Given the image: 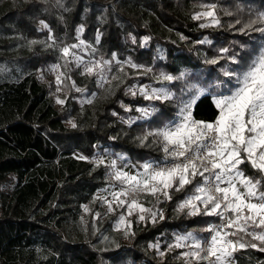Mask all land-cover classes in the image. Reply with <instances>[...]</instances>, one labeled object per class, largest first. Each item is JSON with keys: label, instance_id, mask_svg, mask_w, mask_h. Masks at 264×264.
<instances>
[{"label": "trees", "instance_id": "1", "mask_svg": "<svg viewBox=\"0 0 264 264\" xmlns=\"http://www.w3.org/2000/svg\"><path fill=\"white\" fill-rule=\"evenodd\" d=\"M207 5L216 6L219 26L202 28L204 20L193 19ZM260 12L264 0H0V185L13 183L8 191L0 188V264H186L179 258L183 248L168 250L175 237L195 232L206 238L205 227L220 222L177 210L201 178L184 191L170 189L172 199L161 197L159 203L135 194L164 218L158 215L153 222L144 214L139 220L133 213L127 231L113 230L124 207L116 204L99 222L95 193L116 182L109 165L92 158L124 154L137 169L145 161H161L158 137L140 141L173 119L191 94L182 92L188 85L208 89L193 104V119L214 121L218 110L212 96L228 95L234 85L221 69L238 65L207 61L228 48L229 56L236 54L245 64L264 44V33L245 35L239 28ZM81 27L79 39L88 54L110 63L101 84L61 52L76 42ZM57 64L64 74L60 85L50 70ZM162 73L185 75L169 82L158 79ZM143 84L166 85L174 99L148 101L128 92ZM58 87L63 104H54L51 96ZM85 97L89 100L80 103ZM150 104L159 111L146 120H129L137 107ZM241 170L258 177L250 164ZM233 259L264 264V252L242 249Z\"/></svg>", "mask_w": 264, "mask_h": 264}, {"label": "snow or ice", "instance_id": "2", "mask_svg": "<svg viewBox=\"0 0 264 264\" xmlns=\"http://www.w3.org/2000/svg\"><path fill=\"white\" fill-rule=\"evenodd\" d=\"M193 19L207 20V23L200 25L202 28L220 24L215 5H207L206 10L196 13ZM236 23L240 24L241 21L237 20ZM41 24L43 25V21ZM82 31V27L77 29L78 33ZM239 31L245 35L249 31L264 33V12L257 13ZM204 42L208 41H201ZM82 46L83 41L63 47V57H71L78 66L83 64L84 74L98 76L100 79L97 83H100L105 78V68L109 62L85 63L82 57L72 51ZM229 51L228 48H221V55L217 59L207 61L217 64L219 59H227L238 65L235 69H221L223 76L228 77L234 85L229 89L230 94L214 96L213 103L218 115L213 122L193 120L191 106L203 94L204 89L194 84L188 85L182 92L192 90L190 99L181 101L177 118L147 133L140 141L143 143L148 136L158 137L157 142L162 145L164 153V163L145 161L139 165L141 171L135 174L115 170V161L111 164L114 169L112 178L122 188L111 193L112 201L104 200L108 204V211H113L112 204L115 202L118 207H127L129 216L138 210L139 220L146 219L144 214L150 215L153 222L158 215L160 219L164 217L163 213L145 208L135 199L129 202L127 197L144 193L155 197L156 203L160 202L161 197L171 200L170 189L184 191L197 177L201 178L196 182L193 193L178 204L177 210H187L189 216L219 217L221 223L204 229L210 236L203 241L192 232L175 237V243L170 244L168 250L187 249L179 256L186 264H233L235 253L242 249L253 248L264 252V45L245 64H241L236 54L229 56ZM67 62L66 59L65 63ZM128 63L132 68L142 67L130 61ZM59 67L58 64L53 65V69ZM63 75H57V85L61 84ZM184 75L162 73L158 79L171 82L183 79ZM57 91H60L59 87ZM76 91L83 92L85 89L77 88ZM128 92L133 96L142 95L148 101L164 102L174 99V94L166 86H143L135 90L129 88ZM57 103L63 104L64 100L57 98ZM137 111L141 113L140 118H147L159 110L150 104ZM72 126L75 127V124ZM119 158L124 159L123 156ZM245 163L250 164L258 177L248 176L241 170V165ZM120 219L125 222L123 216ZM127 223L130 224V221ZM160 255L163 256L164 253L161 252Z\"/></svg>", "mask_w": 264, "mask_h": 264}, {"label": "rangeland", "instance_id": "3", "mask_svg": "<svg viewBox=\"0 0 264 264\" xmlns=\"http://www.w3.org/2000/svg\"><path fill=\"white\" fill-rule=\"evenodd\" d=\"M200 12H202V11H200ZM203 20H204V19H203ZM207 22H208L207 20H204V23H207ZM76 37H77V40H76V42L73 43V44H78V43L81 42L80 39H79V33H78V32H77V34H76ZM142 42H143V44L148 43L147 39H145V38L142 39ZM73 44H71V45H73ZM263 45H264V44H263ZM64 47H65V46H64ZM72 51L75 52L77 56L82 57V58H83V61H84L85 63H87V62H89V61H104V60H100V59H98V58H95V57H93V56H90V55L88 54V52L85 50V48H84V44H83V46H82L81 48H76V49H73ZM61 52H62V51H61ZM67 59L70 60V61H71L72 63H74L75 65H77V63H76L71 57H68ZM108 62H109V61H108ZM115 62H118V61L115 60ZM127 62H128V61H127ZM79 66L81 67L82 70H84V65H83V64H81V65H79ZM109 66H110V63H108V65H107L106 68H105V73H104L105 78H104L99 84H101V83L106 79L107 72H108V67H109ZM50 70H51L52 73L54 74V84L57 85V83H56V77H57V75H60V74H59V72H58L57 69H53V66H51ZM99 79H100V78L98 77V78H97V81H98ZM143 86H150V87H154V88H159V87H161V86H166V85H163V84H162V85H159V86H154V85H150V84H143V85H140V86H138V87H136V88H132V89L135 90V89H138V88L143 87ZM166 87H167V86H166ZM167 88H168V87H167ZM198 88H200V87H198ZM201 89H204V88H201ZM168 90H169L170 92H172V90H171L170 88H168ZM206 92H208V89H204V92H203V93H206ZM172 93H173V92H172ZM201 95H202V94H201ZM201 95H199V96H201ZM51 96H52V99H53L54 104H59V103H57V98H59V99H61V100L64 99V95L61 94L59 91H57V89H55V90L52 92ZM213 98H214V95L212 96V99H213ZM188 99H190V94L188 95V97H187L186 99H184V100H182V101H185V102H186ZM88 100H89V98H86V97H85V98L79 99V102L81 103L82 101H88ZM179 106H180V105H179ZM192 106H193V105H192ZM192 106H191V110H192ZM147 107H148V106H147ZM140 108H141V107H137L136 109H140ZM144 108H145V107H144ZM178 111H179V108H178ZM178 111H177V113H178ZM177 113L175 114V116L173 117V119H176V118H177ZM191 115H192V113H191ZM140 117H141V113L138 111V114L135 115V116L130 117L129 120H146V119L149 118V117H147V118H140ZM192 118H193V117H192ZM173 119H172V120H173ZM193 120H194V119H193ZM74 155H75L76 157H78V158H85V157H82V155L79 154V153H74ZM120 156H123L124 159H120V158H119ZM92 159H94V161L99 160V162L102 160L103 162L107 163V164L109 165V167H110L111 177H112V173H113V171H114V169L111 167V164H112L113 161H115V170L125 171V172H128L129 174H135L136 172L141 171V169H137V168H135L134 166H132L131 163L129 162L128 157H127L126 155H124V154L111 155V154H108V153H104V154H101V155H97V156L93 157ZM114 180H115V179H114ZM115 182H116V183L108 184V185H106L105 187H103V188H101V189H98V190L96 191V193H95V196H96L97 198H99V200H100V206H101V210H102V213H101L99 216H97L99 222L103 221V220L105 219V215H106L107 213H109V211H108V204L105 203L104 200L112 201L113 198H112L111 193H112V192H116V191H120L121 188H122V185H121L118 181L115 180ZM12 184H13V183L11 182V183H7V184H4V185H0V188H1L2 190H4V191H8V190H10ZM102 198H103V199H102ZM121 199H125V198H124V197H121ZM133 199L137 200L138 203L143 204V203L140 201V199L138 198V196H136V195H130L129 197H127V200H128L129 202H131V200H133ZM115 205H116V203L113 202V204H112L113 209L115 208ZM143 206H144V205H143ZM144 207H145V206H144ZM145 208H146V207H145ZM133 213H136V214H137V218H138V215L140 214V213L138 212V210H137L136 212H133ZM121 216H123V217L125 218V222H121V219H120ZM128 221H130V216L128 215V209H127V207H124V213L121 214V215H119V217L113 222V224H112V229H113V230L127 231L128 228H129V226H130V224L127 223ZM130 223H131V221H130ZM220 223H221V221H220L219 223H216V224H220ZM126 225H127V226H126ZM210 225H214V224H212V223L208 224V225L205 227V229H207ZM187 233H188V232H187ZM192 233H194L197 237L201 238L202 241L205 240V239H207V238H209V236H210V233L208 234V236H207L206 238H204L201 234H198V233H195V232H192ZM104 243H105V240H103L102 242H100V243H99V247H102V246L104 245ZM174 243H175V241H174ZM110 244H111L110 240H107L106 245H110ZM104 246H105V245H104ZM186 250H187V249H183V251H186ZM183 251H182V252H183ZM233 264H234V259H233Z\"/></svg>", "mask_w": 264, "mask_h": 264}, {"label": "built area", "instance_id": "4", "mask_svg": "<svg viewBox=\"0 0 264 264\" xmlns=\"http://www.w3.org/2000/svg\"><path fill=\"white\" fill-rule=\"evenodd\" d=\"M213 122V121H212ZM95 162H99V160L95 161ZM157 163H161L163 164L164 163V159H162L161 161L157 162Z\"/></svg>", "mask_w": 264, "mask_h": 264}]
</instances>
